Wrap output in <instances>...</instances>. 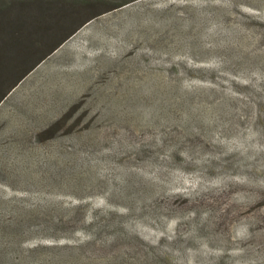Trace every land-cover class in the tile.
<instances>
[{
	"label": "rangeland",
	"instance_id": "374dc122",
	"mask_svg": "<svg viewBox=\"0 0 264 264\" xmlns=\"http://www.w3.org/2000/svg\"><path fill=\"white\" fill-rule=\"evenodd\" d=\"M196 89L206 107L190 128L182 94ZM122 135L123 154L108 157ZM163 135L189 155L170 160ZM93 148L101 164L76 161ZM60 165L93 169L97 185L60 179ZM123 173L153 197L145 213L116 190ZM42 202L82 213L59 231L23 230L19 263L83 245L94 216L127 213L123 227L175 264H264V0H137L39 64L0 104V238L16 232L12 214L42 216Z\"/></svg>",
	"mask_w": 264,
	"mask_h": 264
},
{
	"label": "trees",
	"instance_id": "16d2710c",
	"mask_svg": "<svg viewBox=\"0 0 264 264\" xmlns=\"http://www.w3.org/2000/svg\"><path fill=\"white\" fill-rule=\"evenodd\" d=\"M134 1L137 0H0V104L25 77L83 26L107 12L124 7ZM198 93L196 89L192 93L182 94L187 112L183 125L190 128H193V125L189 123L188 117H190L189 119L196 118L197 113L203 111L200 110V106L206 107L204 96H202L203 101H199L198 98L201 94ZM204 93H210L209 97L213 95L209 90ZM73 107H77V103ZM173 108H177V104H174ZM181 108L182 106L179 105V109ZM254 109L257 115L262 113L259 104H256ZM173 111L177 112V109H173ZM72 112L73 110L69 109L62 113L54 124H48L44 128L43 133L46 131L44 136L48 134L49 137L53 134L59 125L68 120ZM127 137L122 135L117 143L118 147L107 156L114 158V156L122 155L123 141H126ZM167 141L169 142L167 135H163L158 142L168 151L170 160H175L180 154L189 155L187 149L186 152L179 148L182 144L174 141L176 145L170 149L167 146ZM145 146L151 147L148 144ZM146 148L143 155L147 152ZM74 153L72 152L73 155ZM81 157H76V161L82 159L85 163L89 160L102 163L100 160L102 154L94 148L92 151L82 152ZM86 167L88 168L87 163ZM86 167L78 166L77 170H69L63 169L64 167L60 165L57 168L58 177L62 180L73 179L77 183L75 184L77 188L83 184L84 180H89L87 184L93 188L97 185L95 183L97 179H90L94 170L84 169ZM115 188L132 202L129 208L130 212L145 213L150 208V205L146 204L153 199L151 194L125 173L121 174L120 183ZM47 203L42 202L44 205L39 207L44 212L42 216L34 213L20 217L11 215V221L16 219V229L21 228V230L20 233L17 230L13 231L10 237L1 235L0 241H4L5 246L0 248V264H8L7 260L10 264L29 263L24 259L21 263L17 261L21 257L19 248L21 238L24 236L23 230L32 232L37 227L39 230L59 231L67 227L68 222L71 223L73 219H78L80 216L78 212L82 213L81 205L71 212H59L56 207H50L53 205ZM154 213L155 209L148 211L151 216ZM127 215L125 213L122 217L116 213H108L107 217L110 219V223L94 216L91 225L95 226L96 231L88 234L89 239L83 241V245L58 247L49 258H44V261L37 264H175L173 263L175 261L168 258V251L164 252L158 247L144 243L143 238L135 229L128 228V226L123 227L122 221ZM125 240L128 242H124ZM96 242L104 248L99 247L95 244ZM139 244L140 246H138ZM120 245H124V247ZM171 255H173L172 252ZM173 256L177 261L178 256Z\"/></svg>",
	"mask_w": 264,
	"mask_h": 264
}]
</instances>
